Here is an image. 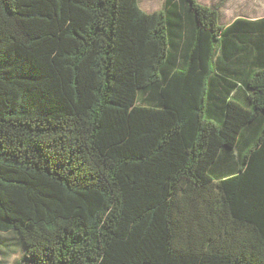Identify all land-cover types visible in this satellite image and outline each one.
Here are the masks:
<instances>
[{"label": "trees", "instance_id": "trees-1", "mask_svg": "<svg viewBox=\"0 0 264 264\" xmlns=\"http://www.w3.org/2000/svg\"><path fill=\"white\" fill-rule=\"evenodd\" d=\"M223 5L0 0L15 264H264V18Z\"/></svg>", "mask_w": 264, "mask_h": 264}, {"label": "rangeland", "instance_id": "rangeland-1", "mask_svg": "<svg viewBox=\"0 0 264 264\" xmlns=\"http://www.w3.org/2000/svg\"><path fill=\"white\" fill-rule=\"evenodd\" d=\"M165 0H139L140 7L146 12H153L163 7ZM264 0H224L225 9H223V23L227 24L233 16L237 14H247L250 17L255 16L252 12L254 8ZM206 3H214L216 0H204ZM220 2V0H218ZM253 13V14H252ZM2 242L0 243V264H15L23 255V248L19 237L15 233H0Z\"/></svg>", "mask_w": 264, "mask_h": 264}, {"label": "crops", "instance_id": "crops-1", "mask_svg": "<svg viewBox=\"0 0 264 264\" xmlns=\"http://www.w3.org/2000/svg\"><path fill=\"white\" fill-rule=\"evenodd\" d=\"M166 1V0H165ZM165 1H164V4H165ZM201 3L205 4V5H208V6H214V5H217L218 4V0H216V2L210 4V3H206L204 2V0H199ZM161 9V8H160ZM223 9H225V5L222 6L221 8V24H223L224 26H229L230 24H232L236 19L238 18H246V19H250V20H256V19H261V18H264V1H260V4L257 6V8H254V10H252L253 13H255V16H249L247 14H237L236 16H233L232 19L227 23H223L222 21V18H223ZM252 13V14H253ZM191 62V59H188L185 61V65H189V63ZM225 65H229V64H232L230 63L229 61L227 62H224ZM237 76L236 78H238L239 80L235 79V78H231L232 80H237L239 82H244L245 79L247 78V72L245 71V69H247V67L245 66V64L242 62V63H239L237 62ZM230 71H233V67L230 66ZM229 78V79H230ZM215 82L213 83V88L215 89L216 91V94H219V92L221 90L224 89L225 86H221L218 81L215 79L214 80ZM235 95V98L237 99H241V98H244L245 94H244V91L242 88H236L234 89L232 92H231V96Z\"/></svg>", "mask_w": 264, "mask_h": 264}]
</instances>
